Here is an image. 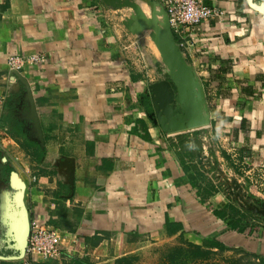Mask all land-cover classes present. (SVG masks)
Wrapping results in <instances>:
<instances>
[{
	"label": "crops",
	"instance_id": "crops-1",
	"mask_svg": "<svg viewBox=\"0 0 264 264\" xmlns=\"http://www.w3.org/2000/svg\"><path fill=\"white\" fill-rule=\"evenodd\" d=\"M167 1L0 0V125L12 144L0 153L26 185L30 218L66 237L61 257L39 264H129L147 240L180 236L264 258V195L239 183L264 167V0H206L225 18L192 29L193 48L169 31ZM33 54L46 63L19 75L42 136L7 63ZM165 80L172 121L209 126L160 124L152 86ZM180 138H198L201 153L182 158ZM222 141L236 158L217 149ZM11 174L9 194L0 191V264L26 259Z\"/></svg>",
	"mask_w": 264,
	"mask_h": 264
},
{
	"label": "built area",
	"instance_id": "built-area-1",
	"mask_svg": "<svg viewBox=\"0 0 264 264\" xmlns=\"http://www.w3.org/2000/svg\"><path fill=\"white\" fill-rule=\"evenodd\" d=\"M166 13L173 34L179 36L189 47H195L192 39V29L197 28L205 21L223 20L224 12L208 7L206 0H168ZM190 39V40H189ZM183 45V44H182ZM46 56L42 54L12 55L7 59L10 70L23 72L29 66H39L46 63ZM8 128L0 125V149L7 153L11 140ZM233 158H236L234 148L230 149ZM5 156L4 161H8ZM15 163H18L16 158ZM32 182L37 177H31ZM248 181L256 191L264 195V167L247 169L240 176L239 183ZM65 234L52 225L46 224L37 218H30V232L26 248V259L22 264H39L40 262L58 259L63 253Z\"/></svg>",
	"mask_w": 264,
	"mask_h": 264
},
{
	"label": "water",
	"instance_id": "water-1",
	"mask_svg": "<svg viewBox=\"0 0 264 264\" xmlns=\"http://www.w3.org/2000/svg\"><path fill=\"white\" fill-rule=\"evenodd\" d=\"M258 10L262 11L264 13V8L262 7H258ZM165 15H166V21H167V26L169 31L173 34L170 25H169V21H168V16L167 13L165 11ZM15 75L20 76V78H22L23 82L26 85L27 91H28V97H29V101L31 104V110H32V117L35 121V125L37 127L38 130V135L42 136V127H41V123L39 120V116H38V112H37V107H36V103H35V98L33 95V91L31 89V86L29 84V82L23 78L21 75H19V72H15ZM180 76V75H179ZM181 77V76H180ZM182 78V77H181ZM180 85L182 84V82L179 83ZM174 87H176L174 85ZM172 84L171 82L165 80V81H161L158 82L156 84H154L152 86V91H153V102L155 104L156 109L159 112H163L164 113V117H160L159 118V122L162 126H168L170 125L171 130L174 131V133H180V132H184V131H195L198 128H204L205 126H209L208 124H203L200 126H195V127H191V128H185L183 126V122L181 121H172V117L175 113L174 111V94L172 93ZM175 90L177 91V88H175ZM198 93V92H197ZM201 95V93L199 94ZM179 102H182V106L183 108L181 109L182 112L187 111L188 109V105L184 104V100H180ZM200 102V101H198ZM11 187L13 189L19 190L21 192L20 194V206L23 209V217L20 220V222L17 224L16 226V234L19 237V239L21 240V246L23 251H26L27 248V243H28V237H29V232H30V213L29 210L27 209V207L25 206L24 203V192L26 189V185L25 183L19 178V175L17 174V172H13L11 174Z\"/></svg>",
	"mask_w": 264,
	"mask_h": 264
},
{
	"label": "rangeland",
	"instance_id": "rangeland-1",
	"mask_svg": "<svg viewBox=\"0 0 264 264\" xmlns=\"http://www.w3.org/2000/svg\"><path fill=\"white\" fill-rule=\"evenodd\" d=\"M198 96L199 93L196 92L195 96H193V98L196 97L193 102L199 101ZM226 144V141H222L220 144L216 142L217 149H223V147H226ZM226 148L227 150L232 149L231 146H227ZM24 161L28 163V161ZM0 173L2 172L0 171ZM231 173L235 174L234 172ZM7 179L9 181V178H6V180L3 178V186H0V191L2 190L4 196L9 194L7 190L9 182ZM146 243H148L147 247L141 250L137 255H134V257L129 260V264H251L254 262L250 258H244L245 256L239 261L241 256L231 251L218 255L208 262L201 263L193 258L190 251L180 252L183 251L181 248H186V246H182L180 240L160 238L154 241L147 240Z\"/></svg>",
	"mask_w": 264,
	"mask_h": 264
},
{
	"label": "trees",
	"instance_id": "trees-1",
	"mask_svg": "<svg viewBox=\"0 0 264 264\" xmlns=\"http://www.w3.org/2000/svg\"><path fill=\"white\" fill-rule=\"evenodd\" d=\"M32 145L35 147H38L37 144H32ZM179 148L182 152V158H184L185 156L188 157V156H192V155L201 153L202 143L198 140V138H196L194 140L193 145L191 146L190 143H187L183 139L180 138ZM41 156H43V152L41 153ZM0 164H1V168H0L1 172L4 175V179H6V178H8L9 174H11V172H13V168L9 166L10 159L8 158V161L5 163L3 161L2 155L0 153ZM7 181H8V179H7ZM247 214L251 215V213H247ZM242 219H243V216H242L241 220ZM238 222H236V225L234 227L238 226V224H239ZM168 227H170V225ZM177 240H180L182 246H186V248H181L183 251H180V252H186V251L189 252L190 251V254H192L193 258L197 262H201V263L208 262L218 255H222L224 253L232 251V252L237 253V255L241 256L239 261L242 260V257L245 256L244 258H247V259L250 258L251 260L254 261L251 264H264V258L263 257H258L256 255L247 253L242 248L227 247L224 243L220 242L217 239L206 240L203 245H196L194 243L187 242L182 236H180Z\"/></svg>",
	"mask_w": 264,
	"mask_h": 264
}]
</instances>
